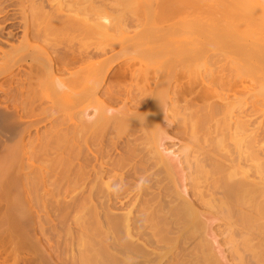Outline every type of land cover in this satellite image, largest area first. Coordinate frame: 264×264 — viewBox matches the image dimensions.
<instances>
[{
    "label": "bare ground",
    "instance_id": "1",
    "mask_svg": "<svg viewBox=\"0 0 264 264\" xmlns=\"http://www.w3.org/2000/svg\"><path fill=\"white\" fill-rule=\"evenodd\" d=\"M0 18V264L37 185H67L79 264H264V0H0Z\"/></svg>",
    "mask_w": 264,
    "mask_h": 264
},
{
    "label": "rangeland",
    "instance_id": "2",
    "mask_svg": "<svg viewBox=\"0 0 264 264\" xmlns=\"http://www.w3.org/2000/svg\"><path fill=\"white\" fill-rule=\"evenodd\" d=\"M12 8L13 9H11V7L8 8L9 11L12 10V12L10 11L9 16L13 17V15H15L14 16L15 18L19 17V15L17 14V12H19V10L17 11L16 8H14V7H12ZM2 20H3V18H0V26H6L8 22L4 23ZM16 20H17V22L19 21L18 18ZM6 31H8V28ZM20 36H21V33L19 32V33H17L16 38L19 39ZM1 82H3V80ZM1 82H0V84H1ZM33 134L34 133L32 132V135ZM39 186L41 189L39 188ZM39 186L37 185L39 190L36 187L37 188L36 192L38 194L36 192L35 193L40 198L42 196V199H44L43 198L44 196L46 197L45 199L47 200V202H46V200L45 201L42 200L43 203L42 202L41 203L42 204H44V202H45V204L48 203L47 207L45 204H44V207L41 206L42 205L41 204L40 206L43 209L42 208L40 209L39 208L40 207L39 201H41V200L35 199L36 204H38L37 207H36L35 202H31V204H30V205H32L34 203L33 207L31 206V211L36 212V213L33 212V216H35V217H33L31 215L32 214L31 211L29 212L30 214L28 213V216L25 215L26 218L24 216L22 217V221L24 219H25L24 221L31 220V218L33 217L32 220H34V221L31 220V222L30 223L28 222V224H27V226L29 224H30V226L24 227V230L22 229L24 231V232L22 231L23 233H25V234L28 233V235L30 233L29 236H30L31 240L29 239V236H26L25 234L24 235L21 234V236L19 237L20 245H19L18 249L15 251L12 249V246L10 244H7L6 249L8 251L6 250L5 255H3V257H2L3 261L1 264H54V263L55 264H79L78 262H80V260L78 261L77 259L80 258L81 254H78L75 251V250H77V246L75 245L76 244L75 241L77 240V238H76V240L74 239L76 236V233L73 230L74 228H71L72 230H70V228H69V227H73V225L67 226L68 222L66 220H63V218H62L63 216L59 215V211L61 212V207L63 206L62 204H64V202L67 200L66 199L67 198L66 192H64L67 189V185H51V186L50 185H42V186L39 185ZM43 186L45 187V189ZM43 189L45 191H43V192L40 191ZM37 190L40 191V193ZM49 192H50V195H49ZM36 194H34V195L36 196ZM39 194H40V196H39ZM34 195L32 196V198L35 197ZM46 195H48V197L50 198L49 202H51V203L48 202V197ZM37 196L35 198H37ZM55 201H57V203ZM60 202H62L61 203L62 206H59ZM34 206H35V210H33ZM51 206H53V207H51ZM56 206L58 208H60V210ZM44 208L47 210V213H46V210ZM57 209L59 211L56 212ZM61 213H63V212H61ZM48 214H50V215L48 216ZM61 215H63V214H61ZM46 216H48V218ZM46 218H47V220H45ZM59 218H60V220H59ZM62 220L64 222H62ZM54 222H55V224H54ZM42 227H43V229H42ZM68 228H69V230H68ZM68 232L70 233V236H69ZM66 234H68V235H66ZM56 239H58V241ZM86 240H88V239H86Z\"/></svg>",
    "mask_w": 264,
    "mask_h": 264
},
{
    "label": "clouds",
    "instance_id": "3",
    "mask_svg": "<svg viewBox=\"0 0 264 264\" xmlns=\"http://www.w3.org/2000/svg\"><path fill=\"white\" fill-rule=\"evenodd\" d=\"M54 83L58 91L64 92L67 90V85L61 79L57 78Z\"/></svg>",
    "mask_w": 264,
    "mask_h": 264
}]
</instances>
